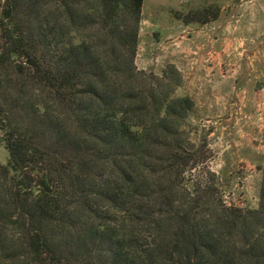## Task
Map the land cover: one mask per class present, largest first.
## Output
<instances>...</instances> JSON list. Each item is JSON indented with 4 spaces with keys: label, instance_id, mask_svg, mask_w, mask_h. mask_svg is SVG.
I'll list each match as a JSON object with an SVG mask.
<instances>
[{
    "label": "trees",
    "instance_id": "obj_1",
    "mask_svg": "<svg viewBox=\"0 0 264 264\" xmlns=\"http://www.w3.org/2000/svg\"><path fill=\"white\" fill-rule=\"evenodd\" d=\"M143 5L0 0V130L10 154L0 164V241L16 239L25 264H210V256L227 264L229 243L240 263L264 264V227L248 220L264 217V166L257 210L225 206L213 225L185 216L170 238L162 215L142 221L144 150L158 127L177 134L172 120L193 106L131 80L143 74L135 64ZM152 108L151 127L139 123ZM237 211L243 228L258 229L238 244L224 228Z\"/></svg>",
    "mask_w": 264,
    "mask_h": 264
},
{
    "label": "rangeland",
    "instance_id": "obj_2",
    "mask_svg": "<svg viewBox=\"0 0 264 264\" xmlns=\"http://www.w3.org/2000/svg\"><path fill=\"white\" fill-rule=\"evenodd\" d=\"M142 11L135 64L143 74L140 81L131 77L133 84L156 86L162 97H189L193 101L185 117L172 120L177 134L169 137V129L158 127L161 137L144 150L140 166L146 174V189L140 188L137 195H144L142 221L150 220L148 213L152 219L162 215L159 229L162 236L170 238L185 216L213 225L224 222L218 214H223L225 206L245 211L259 209L264 166V71L250 65L255 59L252 53L250 59L236 54L233 61L242 62L240 68L235 64L192 68L190 25H203L215 13L219 16L221 6L217 4L205 0H144ZM247 44L253 47L258 43L249 39ZM154 117L156 111L152 108L139 118V123L151 127ZM2 135L0 130V164L7 165L10 154ZM3 183L1 179L2 188ZM2 209L6 214L11 210ZM233 218L235 225L224 228L237 244L247 230L258 231L254 226L243 228L246 219L238 211ZM249 219L264 227V217L249 214ZM1 239L0 264H25L18 258V241ZM228 246L231 253L226 251L227 264H245L247 258L240 263V248L230 243ZM215 259L210 256L208 262L212 264Z\"/></svg>",
    "mask_w": 264,
    "mask_h": 264
},
{
    "label": "crops",
    "instance_id": "obj_3",
    "mask_svg": "<svg viewBox=\"0 0 264 264\" xmlns=\"http://www.w3.org/2000/svg\"><path fill=\"white\" fill-rule=\"evenodd\" d=\"M205 1L221 6V14L203 25L191 23L188 51L192 68L216 69L223 64L240 68L243 63L233 61L236 54L242 55L241 59H250L249 53H252L255 59L250 65L255 64L264 71V0ZM245 13L247 17L243 18ZM249 39H255L258 44L250 47Z\"/></svg>",
    "mask_w": 264,
    "mask_h": 264
}]
</instances>
